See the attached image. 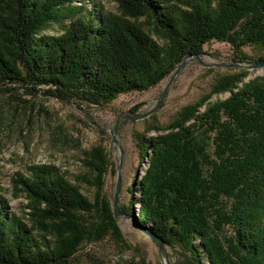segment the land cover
<instances>
[{"label": "trees", "instance_id": "trees-1", "mask_svg": "<svg viewBox=\"0 0 264 264\" xmlns=\"http://www.w3.org/2000/svg\"><path fill=\"white\" fill-rule=\"evenodd\" d=\"M112 2L114 12L98 0H0V92L102 107L157 87L212 42L229 44L240 64L264 63V0ZM248 78L219 75L168 125L135 135L148 167L123 213L138 208V226L175 252V264H264V76ZM85 156L90 174L79 179L101 190L106 156ZM16 185L31 225L0 193V264H70L84 243L123 242L110 206L55 167L33 168ZM123 264L148 263L139 253Z\"/></svg>", "mask_w": 264, "mask_h": 264}, {"label": "rangeland", "instance_id": "rangeland-1", "mask_svg": "<svg viewBox=\"0 0 264 264\" xmlns=\"http://www.w3.org/2000/svg\"><path fill=\"white\" fill-rule=\"evenodd\" d=\"M98 1L104 11H116L112 0ZM85 2L91 6L90 0ZM58 32V28L49 30L52 34ZM244 53L249 57L254 56L249 48ZM246 62L241 65L247 67L257 63ZM236 64L240 63L229 44L212 42L205 45L203 56L198 60L186 61L157 108V101L173 75L147 92L121 95L102 107H78L42 95L30 96L23 89L0 92V193L8 201L9 212L31 225L26 210L28 201L20 193L16 182L29 177L33 168L55 167L79 187L92 203L97 202L99 207L109 205L112 213L120 175V216L115 219L122 232L123 242L108 238L84 243L70 264H123L137 258L139 253L146 255L148 264H166L157 245L137 225L138 208H135L134 214L123 213L130 205L128 189L134 176L138 174L142 177L148 167V162H140L135 135L146 133L153 126L168 125L184 107L208 94L219 75L246 70L249 72L248 79L264 76V68L229 67ZM227 97L213 96L210 101L216 102ZM135 108L138 109L132 114ZM153 110L144 120L120 119L114 132V142L113 128L121 116L144 115ZM156 134L151 131L146 137ZM94 150H100L106 156L107 172L101 190L79 179L90 174L84 161L86 153ZM166 251L169 263L175 264L178 260L175 252L169 247Z\"/></svg>", "mask_w": 264, "mask_h": 264}, {"label": "water", "instance_id": "water-1", "mask_svg": "<svg viewBox=\"0 0 264 264\" xmlns=\"http://www.w3.org/2000/svg\"><path fill=\"white\" fill-rule=\"evenodd\" d=\"M198 58L199 57H192V56H187V57L184 58V60L182 61V63L178 66V68L174 72V74L171 77L170 81L166 84V86H165V88H164V90H163L160 98L157 101V105H156L155 108H157L162 103V101L165 99V97H166V95L168 93V90H169L170 86L172 85L173 81L178 76V74L180 73V71L182 70V68L185 66L186 61L189 60V59L198 60ZM229 67L258 69V68H264V63H256V64H253V65H248L247 67L246 66H243L241 64H236V65H229ZM154 110L151 111V112H149V113H147V114H144V115H123V116H121L116 121V123L114 125V128H113L112 135H113V138H114V142H115L114 132L117 129V126H118V124L120 122V119H127V120H130V121H140V120H144L150 114H152L154 112ZM120 189H121V187H120V175H119L118 182H117V186H116V192H115V195H114V216H115L116 219H118V217L120 216L119 211H118V200H119V195H120ZM143 232L146 235H148L154 241V243L157 245L158 251H159L160 255L162 256V258L164 259L165 263L166 264H170L169 261H168V256H167V251H166L167 246L164 243V241L162 239H160L159 237L153 235L148 230L143 229Z\"/></svg>", "mask_w": 264, "mask_h": 264}]
</instances>
